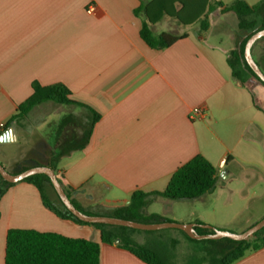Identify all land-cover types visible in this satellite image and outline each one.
Masks as SVG:
<instances>
[{"label":"crops","instance_id":"0c3cea01","mask_svg":"<svg viewBox=\"0 0 264 264\" xmlns=\"http://www.w3.org/2000/svg\"><path fill=\"white\" fill-rule=\"evenodd\" d=\"M150 1L0 0V125H5L0 127V163L9 161L12 149L21 151L8 162L17 172L36 163L54 165L63 188L82 210L114 217L135 192H163L179 168L203 155L218 171L215 191L195 200L150 194L143 215L182 224L200 221L217 230L234 225L243 233L264 219V205L256 222L222 226L208 200L232 194L233 183L248 185L254 193L261 190L259 199L264 200V104L253 92L264 95V85H240L222 39L210 44L219 35L212 20L216 14L210 15L205 39L172 28L169 32L186 37L166 49L150 47L141 37L146 16L137 13ZM168 19L151 25L155 35L167 32L160 26ZM260 62L264 66V57ZM35 82L66 86L80 105L66 106L69 113L51 121L53 113L43 110L55 103H45L10 124ZM195 108L204 110L203 118L191 117ZM92 111L100 119L87 142ZM51 124L56 128L47 137L43 131ZM10 229L100 243L101 264H146L120 247L119 238L104 243L101 229L58 216L39 190L24 181L0 199V264H5ZM110 230L156 249L151 242L162 240L166 229L148 231L149 241L139 236L140 242L131 231ZM185 234L171 235L172 246L189 240ZM234 264H264V248Z\"/></svg>","mask_w":264,"mask_h":264},{"label":"trees","instance_id":"16d2710c","mask_svg":"<svg viewBox=\"0 0 264 264\" xmlns=\"http://www.w3.org/2000/svg\"><path fill=\"white\" fill-rule=\"evenodd\" d=\"M138 12H143L146 16V21L141 30V37L154 49L169 48L177 41L186 37V35L177 36L171 32L155 35L151 30V25L161 22L165 17L172 18L183 26L200 24L201 32L199 37L205 39L211 28V14H235L238 18V29L244 34L241 35L238 45L227 53V62L232 69V75L242 86H246L249 76L264 85V82L254 73L245 58L246 43L255 33L264 29V0L254 5L246 0H235L231 4L216 1L214 5L212 4V0H152L149 3L143 4ZM257 63L263 71L261 64ZM32 90V95L18 107L10 124L13 122L19 123L27 118L34 108L45 103H55L64 106L80 105L71 99V91L62 84L41 86L35 82ZM92 114L87 142L90 139L94 125L100 119V115L95 111H92ZM67 153L68 151L60 152V154ZM36 166H41V164L36 163L31 166H23L16 174ZM49 167L56 172V166L49 165ZM217 172L215 166L207 158L203 155H198L175 172L163 192H135L132 195L130 204L118 209L113 216L142 223L156 221L171 222L169 219L160 218L156 215H143L142 209L145 207L150 194L161 195L170 200L199 199L215 191ZM24 182L34 185L41 193L44 204L58 216L72 220L78 224L93 225L101 229L102 242L113 244L119 238L121 241L120 247L129 251L144 263L169 264L166 256L156 249L140 245L129 238L114 234L110 230L114 226L88 224L79 220L62 204L52 185L51 179L47 175L38 174L30 176ZM14 185L4 181L0 175V199ZM66 192L71 199L69 192ZM51 195H53L54 199ZM71 201L81 212L96 216V214L82 210L73 200ZM197 223L203 225L200 221H197ZM120 229L122 231L131 230L126 227H120ZM263 230L264 228L251 239L240 242L228 238L207 240L216 245L228 246V250L224 255L215 258L212 264H234L247 253L263 249ZM197 232L203 235L213 233L214 231L197 227ZM186 237L191 241H196L188 235ZM176 244L177 242L173 241V245L175 246ZM5 264H101V245L90 240L71 238L57 233L39 232L29 229H10L6 239Z\"/></svg>","mask_w":264,"mask_h":264},{"label":"rangeland","instance_id":"374dc122","mask_svg":"<svg viewBox=\"0 0 264 264\" xmlns=\"http://www.w3.org/2000/svg\"><path fill=\"white\" fill-rule=\"evenodd\" d=\"M234 1L235 0H223L225 4H231ZM246 1H248L250 4H257L261 0ZM215 2V0H212L213 5L215 4ZM212 17L214 27L216 28L219 35H215L214 37H212L210 39V44H217L219 39H222L223 48L231 51L238 45L241 35L244 34L238 29L237 16L235 14H219L218 16L214 15ZM160 27H162L164 31L167 32H169L173 28L174 33L186 32L187 34L196 35V33L200 34L201 32L200 24H195L192 26H181L180 28V24L171 18L168 19V22L166 20L163 21ZM253 56L254 59L261 64L260 61L262 60V57H264V38L254 45ZM262 68L264 72V66H262ZM247 82L250 86L255 82L259 83L255 78L251 76H249ZM253 92L257 101L261 104H264V95H261L260 91L258 92L257 90H253ZM63 107L57 106L56 104H51L49 106H46L43 112L44 114L52 112L53 115L51 116V119H49L52 121L56 119V116L61 113H69L70 108H66V106ZM88 121L89 129L91 123L90 116ZM55 128V124H51L50 126L46 127V129L43 131V134H48L47 137H50ZM24 150H26V146L24 147ZM20 152V150L16 151L8 149L7 155L9 161H13L14 155L16 156V153L19 155ZM8 162L3 161V163L0 164H2L9 173L16 174L17 171H15L12 168L11 163ZM243 170L244 169L240 167V171L243 172ZM247 175L250 174L248 173ZM229 191H232L233 193L231 192L232 194H228L229 192H227L225 194L214 197L210 196V199L208 200V202L211 203L216 210H218V212L216 213V217L219 219L218 221L222 224V226L235 222L239 225H248L251 222H256L258 218H260V214L263 212L262 206L264 205V200L259 199L262 191L257 190V192L254 193V191L249 189L248 185L236 183H233L231 185ZM239 228L240 227H234L233 225L223 231L241 234L242 231ZM118 229H120V227H118ZM127 231L135 233L134 240H142L138 238L139 236L144 237V240L147 239V241H149L150 239L148 236V231L136 229ZM162 232L164 233L163 239L159 241L153 240V242L151 243L155 244V248L158 252L166 256L169 264H212V261L215 258L224 255V253L228 250L227 245H216L215 243L207 240H182V242H180L178 245L172 246L170 236L174 234L180 235L182 231L179 229L168 228L166 230H162Z\"/></svg>","mask_w":264,"mask_h":264},{"label":"water","instance_id":"95a60500","mask_svg":"<svg viewBox=\"0 0 264 264\" xmlns=\"http://www.w3.org/2000/svg\"><path fill=\"white\" fill-rule=\"evenodd\" d=\"M264 38V29L255 33L246 43L245 46V58L248 65L254 71V73L264 82V72L261 67L258 65L253 56V47L254 45ZM3 138L0 137V141ZM45 174L47 175L52 182V185L57 192L62 204L65 208L72 213L79 220L88 223V224H104V225H112V226H120L126 227L130 229L136 230H144V231H157L162 229L174 228L179 229L185 232L190 238L194 240H221L224 238H228L234 241H245L253 237L257 232L261 231L264 228V219L255 224L253 227L249 228L247 231L236 234L229 231L217 230L211 227L210 225H197L194 223L182 224V223H174V222H160V223H142L136 221H130L125 219H120L116 217H107V216H99V215H87L76 208V206L72 203L71 199L67 195V192L63 188L56 172L54 169L46 166H37L31 169H28L19 174H11L9 173L5 167L0 164V175L3 180L17 184L23 182L30 176ZM197 226H200L203 229L213 230V233L208 234H199L196 230Z\"/></svg>","mask_w":264,"mask_h":264},{"label":"built area","instance_id":"2783aa9c","mask_svg":"<svg viewBox=\"0 0 264 264\" xmlns=\"http://www.w3.org/2000/svg\"><path fill=\"white\" fill-rule=\"evenodd\" d=\"M95 11H96L95 7L91 6V7L89 8V13L93 14V13H95ZM204 115H205V112H204L203 109H201V108H195V109L192 110V115H191V117H192L193 119H195V118H203ZM0 127H1V128H4L5 125H4V124H1Z\"/></svg>","mask_w":264,"mask_h":264}]
</instances>
